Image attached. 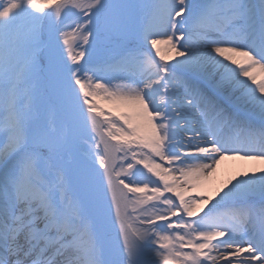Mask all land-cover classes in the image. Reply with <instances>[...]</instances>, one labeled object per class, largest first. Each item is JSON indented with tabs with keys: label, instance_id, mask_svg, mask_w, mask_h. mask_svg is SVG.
I'll return each instance as SVG.
<instances>
[{
	"label": "snow or ice",
	"instance_id": "snow-or-ice-1",
	"mask_svg": "<svg viewBox=\"0 0 264 264\" xmlns=\"http://www.w3.org/2000/svg\"><path fill=\"white\" fill-rule=\"evenodd\" d=\"M226 159L264 163V0H0V264H264V167L186 195Z\"/></svg>",
	"mask_w": 264,
	"mask_h": 264
},
{
	"label": "bare ground",
	"instance_id": "bare-ground-1",
	"mask_svg": "<svg viewBox=\"0 0 264 264\" xmlns=\"http://www.w3.org/2000/svg\"><path fill=\"white\" fill-rule=\"evenodd\" d=\"M101 107L107 108V104L104 101H97ZM264 167V163L259 161H241V160H231L226 159L221 162L217 167V171L199 188L188 187L186 195H212L215 189L220 186L225 180H227L231 175H234L241 171H249ZM170 195V194H169ZM228 209H223L227 211ZM202 214V213H201Z\"/></svg>",
	"mask_w": 264,
	"mask_h": 264
}]
</instances>
